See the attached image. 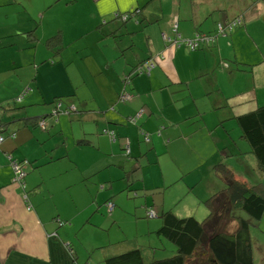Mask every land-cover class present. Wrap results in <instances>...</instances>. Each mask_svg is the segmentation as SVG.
<instances>
[{"label":"crops","instance_id":"crops-1","mask_svg":"<svg viewBox=\"0 0 264 264\" xmlns=\"http://www.w3.org/2000/svg\"><path fill=\"white\" fill-rule=\"evenodd\" d=\"M233 18L239 24L194 50L162 38L212 36L217 23ZM56 34L49 46L46 39ZM147 61L153 63L148 74L132 73ZM5 73L16 77L13 93L25 92L20 103L25 102L16 105L13 93L0 96V102L10 100L2 107L7 112L0 110V264H73L65 233L78 225L87 206L106 203L113 217L122 211L120 192L126 198L140 193L142 200L132 203L149 217L143 229L155 233L160 218L149 219L171 209L154 197L165 187L166 168L181 176L198 171L189 179L192 186L210 177L205 198L221 188L220 178L210 176L212 167L202 168L208 146L215 151L208 135L264 105V0H0V78ZM125 75L129 81H123ZM122 91L130 99L120 101ZM54 99L75 108L63 113L72 127L65 136L59 115H50ZM40 119L43 128L37 126ZM25 135L26 143L38 145L29 160L19 152ZM53 136L54 148L62 151L48 156L39 142ZM71 141L82 155L79 161L66 158ZM184 151L189 162L180 160ZM21 158L34 168L50 165L33 180L24 177V165L23 189L12 183L10 167V160ZM58 173L64 175V197H56L48 183Z\"/></svg>","mask_w":264,"mask_h":264},{"label":"rangeland","instance_id":"rangeland-1","mask_svg":"<svg viewBox=\"0 0 264 264\" xmlns=\"http://www.w3.org/2000/svg\"><path fill=\"white\" fill-rule=\"evenodd\" d=\"M22 71L25 70L23 69ZM20 73L23 74L22 72ZM5 76L0 78V96L2 99L10 96L16 90V82L11 84L13 80H16V77L9 76L7 73H5ZM22 78H24V74L22 75ZM19 92L21 93L20 90ZM19 92L12 94V97L14 96V102H16L15 95H18ZM20 101H22V99ZM20 101L16 102V105H23L25 102L23 101L20 103ZM6 103H10V100L0 102V110H2L3 105ZM53 106L54 104L51 108ZM69 114H73V112ZM58 115L60 121L63 123V133L65 136L70 133L72 127L68 122V116L63 113H58ZM13 126L14 124H9V128ZM203 128L205 132H207V127L205 126ZM217 129L221 130V133L212 129L214 135H208L209 142L213 145L215 151H211L210 146H208L207 150H205L209 161L202 166V168L204 167L203 170L208 171V169L210 170V168L213 167L212 164L221 161L226 166L230 167L235 176L244 180L246 184L252 185L256 182L264 184V172L260 171L256 167L253 155L248 152V147L245 141L239 137V129L236 126L235 120L233 119V125H224V128L218 126ZM215 132H217V134H215ZM26 138V135L22 137V144L19 152L24 155V158L29 160L31 153L36 149V147H38V145L37 143H33L32 139L29 143H26ZM42 141L43 142H39V146L42 145L45 147L48 156L53 155V153L57 150L53 146V143L58 141L57 137L53 136L45 138ZM69 147L70 149L67 152L66 158L71 160L73 156L77 161H79L82 156L81 153H79V149L73 146L72 141L69 143ZM60 151H62L61 148L57 150V153H60ZM24 158L19 160L25 161L26 159ZM165 160L167 164H170L168 158L165 157ZM180 160L189 162L186 151L182 152ZM55 162L57 163L60 161ZM24 165L26 168V175L24 177L30 178L31 176L30 180H33L34 177H38L37 179H39V173L43 174L49 171L50 167V165L49 167H45L46 165L41 167L39 166L41 170V172H39V167L34 168L32 164H28L26 161ZM55 168V165H53L51 170L55 171ZM196 172L198 173V171H193L192 173H186L184 176H181V174H176L174 167L173 173H169L166 168L164 173L165 187L163 191L161 190L155 192L154 197L159 201L163 200L164 204H168V207H171L170 211L176 216L191 215L196 219H202V217H205L208 213V209L203 203L206 196H202V194H205V189L207 183L210 182V177L204 176L200 178V180H197L195 185L192 186V182H190L189 179H196L195 177H198ZM176 175L179 176V178H175L174 182L168 184L169 178L171 179L177 177ZM210 176L211 178L212 176H216L213 168L210 172ZM146 177V181L149 183L150 178L147 175ZM62 180H64L63 173H58L48 180V183L53 187L52 189L56 197H64V195L68 193L65 185L62 183ZM160 187L162 189V186ZM218 190L219 188H216L211 192H207V197L210 195L209 193H214ZM119 195L124 197L122 198L120 207L122 211L113 215V217H109L106 205H104L106 203H102L103 208L91 204L85 208L83 213H79L78 217H82L79 221H76L78 225L73 223V229L65 233L67 237L66 242H68L70 250L74 251V259H72L73 264H103V259L106 256L133 247L140 248L144 257L148 255L152 257V259L166 257L173 253L174 247L168 243L165 238L157 235L153 231L149 232L143 229V222L149 217L142 214L139 215L137 213L138 209L132 203L133 200H142L143 195L139 193L138 196L132 197L129 194L128 198L124 196L123 192H120ZM129 197H131V199H129ZM146 199L151 203L152 197L150 194H146ZM200 209L203 210L202 214L199 212ZM91 210H93V213H89ZM87 214L88 218L85 217ZM155 215L156 216L150 218L149 220L159 219L157 214ZM61 221L63 222V225L71 223L69 220ZM80 223L82 224L79 227ZM222 223V221L221 223L219 221V224ZM249 235L252 248V264H264V211L257 223H255L254 226L249 227ZM168 246H171V252L168 251Z\"/></svg>","mask_w":264,"mask_h":264},{"label":"trees","instance_id":"trees-1","mask_svg":"<svg viewBox=\"0 0 264 264\" xmlns=\"http://www.w3.org/2000/svg\"><path fill=\"white\" fill-rule=\"evenodd\" d=\"M57 40L56 34L46 39V43L51 46ZM129 79L130 75L123 77V81ZM57 101L58 112L70 106H61L59 99L54 100V106ZM235 123L256 167L264 172V105L236 116ZM212 168L222 186L204 199L208 213L203 219L176 216L170 210L159 215L160 225L155 233L174 246L171 255L145 260L140 248L133 247L106 256L103 264H252L249 227L257 223L264 211V184H246L221 161Z\"/></svg>","mask_w":264,"mask_h":264},{"label":"built area","instance_id":"built-area-1","mask_svg":"<svg viewBox=\"0 0 264 264\" xmlns=\"http://www.w3.org/2000/svg\"><path fill=\"white\" fill-rule=\"evenodd\" d=\"M121 19H125V15L121 16ZM239 24V19L238 18H233L225 23H217L216 24V31L215 34L212 36H204V35H200L198 33H196L192 38L190 39H186V40H181L179 38L178 35L175 34V36L173 38L168 37V36H163V40L165 42H170L172 44H179V43H183L189 50H194L199 42L202 41H207L208 39H212L213 36L218 35V34H223L225 31L230 30L233 26ZM175 26H173L172 30L174 31ZM153 63L152 61H147L144 63H141L139 65H137L132 73H136V74H148L149 70L152 68ZM25 92H21L16 98L15 101L19 102L22 98V96L24 95ZM130 95L129 93L122 91L119 93L118 95V99L120 101H126L128 99H130ZM60 108V102L57 101L55 103L54 108L51 111V114L56 115L57 113H68L69 111L73 110V106H69L66 110H62L61 112H58ZM140 114L139 112H136L133 116L128 118V121L131 123L135 122V119L138 117V115ZM37 126L40 128H43L45 126V122L43 119H40L37 121ZM105 133L107 134L108 138L110 140H114V133L112 130H106ZM140 133L142 134L143 140L147 141L148 137L147 134L143 131H140ZM2 140V136L0 135V141ZM127 146L124 147V152H127ZM25 161H15V160H10V167L12 169V177H11V181L12 183H17L20 185V187L23 189V182H22V178L24 176V170H23V165H24ZM23 199H26L25 194H23ZM107 207L108 209H110L112 207V204L110 202H107ZM26 209H29V207H27ZM148 216H152L153 215V211L152 210H148L147 212Z\"/></svg>","mask_w":264,"mask_h":264},{"label":"water","instance_id":"water-1","mask_svg":"<svg viewBox=\"0 0 264 264\" xmlns=\"http://www.w3.org/2000/svg\"><path fill=\"white\" fill-rule=\"evenodd\" d=\"M121 20H124V19H121ZM71 106H73V105H71ZM74 109H75V108H74V106H73V110H74ZM73 110H72V111H73Z\"/></svg>","mask_w":264,"mask_h":264}]
</instances>
